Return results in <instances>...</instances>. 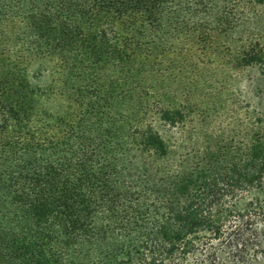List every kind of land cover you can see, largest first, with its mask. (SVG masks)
<instances>
[{
	"label": "trees",
	"instance_id": "trees-1",
	"mask_svg": "<svg viewBox=\"0 0 264 264\" xmlns=\"http://www.w3.org/2000/svg\"><path fill=\"white\" fill-rule=\"evenodd\" d=\"M263 3L0 0V264H264V78L252 109L205 69L264 65ZM243 107L245 143H196Z\"/></svg>",
	"mask_w": 264,
	"mask_h": 264
},
{
	"label": "rangeland",
	"instance_id": "rangeland-1",
	"mask_svg": "<svg viewBox=\"0 0 264 264\" xmlns=\"http://www.w3.org/2000/svg\"><path fill=\"white\" fill-rule=\"evenodd\" d=\"M253 6L256 7L258 11L257 13L250 12L249 15L247 14L246 24L242 27V29L244 28L246 37L249 36L251 37V39H256L260 44V47L264 50V3L262 5L252 4V7ZM10 20L12 19L6 20V18L4 17L1 18L0 27L9 26L8 23ZM5 33L7 36L9 33L8 28L5 30ZM16 33L19 35L20 31L18 30ZM239 34L240 32H237L235 34V37L239 36ZM221 37L224 38V36ZM234 44L240 45L236 43ZM21 45L22 44L19 42H16V44H9L8 42H6L3 44V48L7 47V51L11 55V57L13 59H17V54H19V50L22 49ZM228 45L232 49L235 47V45L231 43H229ZM226 58L227 59L225 60V62L229 63L230 57L228 56ZM52 64L53 63L48 59L47 61H44L43 66H52ZM40 65L39 62H37L36 60H29L27 63V70L29 74H37L36 72L40 71ZM262 66L264 65H255L254 68L246 67L242 68V70L235 69L233 67L231 68L230 66H221L219 64H214L210 65L209 67H205L208 73L211 74L212 81L215 83V86H219L220 84V89L212 91L209 97L215 98L216 101H220L218 99H220L221 97H235L237 100L241 101L240 103L242 104V106L246 102H249L250 100L252 101L255 95L251 92L253 91L251 85L253 84V81L264 78V75L261 72ZM217 82L219 84H217ZM186 85L187 83L185 82V79H182L180 81V84L177 86H180V89L183 92V90L186 91L185 89H187L185 88ZM204 94L205 93H203V91H195L196 97H202V95ZM219 103L220 102H218V104ZM255 106L256 104L254 103V101H252V109H255ZM247 109L248 108L243 107L242 109L237 110L238 114H235L232 118H230L231 113H229V111H223V109L219 108H217V110H214L212 108L211 115L210 113H208L207 116L203 115L206 118L205 121L207 122V124H200L198 121L195 124V128L198 127L197 131H195V134H193L194 137H196V143H223L221 142L222 137L224 138V141L229 140V142L227 143H245L244 140H242L243 138L238 137L231 141V138L234 135L231 129H234V127L238 124L239 120L237 119H244ZM258 109L262 111V113H264V98H262V103L258 105ZM197 117L202 119L201 114H197Z\"/></svg>",
	"mask_w": 264,
	"mask_h": 264
}]
</instances>
